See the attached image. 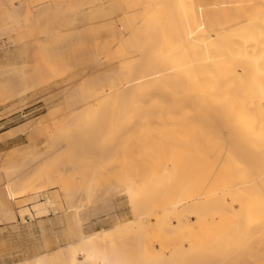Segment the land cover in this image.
I'll return each instance as SVG.
<instances>
[{"label": "rangeland", "instance_id": "obj_1", "mask_svg": "<svg viewBox=\"0 0 264 264\" xmlns=\"http://www.w3.org/2000/svg\"><path fill=\"white\" fill-rule=\"evenodd\" d=\"M86 1L0 0V133H3L0 135V163L11 162L26 171L28 176L24 174V178H30L27 181L21 179L24 180L22 182H27L26 186L40 189L42 185L58 182L57 186L54 185L55 189L50 190L59 195L64 207L43 216L48 232V250L65 245L71 232L68 230L71 229L69 213L83 198H95L89 204L96 212L89 214L85 221L86 234L105 228V235L109 237L113 228L128 223L135 227V231L127 230L112 236L114 241H118L116 243L110 240L111 244L117 246L116 249L108 244V248L125 259H129L130 252L136 249L146 247L155 251L165 244L179 248L189 239L192 243H198L207 234L210 235L209 241H212V238L225 234L237 224L246 225L240 220L243 212L226 206L221 209L219 218L208 219L198 213H192L190 218L177 216L176 207L188 195L215 194L227 189L230 179L235 176L232 157L214 146L215 139L195 135L199 130V114H195L197 118L190 116L193 115L188 113L190 106L185 102L178 103L174 97L161 103L163 108L166 102L170 107L158 114L156 112L158 116L154 119L159 121L155 123L144 112L134 115L128 111V116H118L121 118L117 119L109 107L113 102L111 98L103 103L101 101L103 105L98 102L100 99L97 101V93L103 88L102 84L108 80L111 72L95 68L101 62L96 56L95 41L82 39L63 47L64 40L61 41L54 33L55 26L66 21L60 18L56 8L58 4L72 5V9L80 12L84 9L81 13H86L91 9ZM139 1L142 3L144 0ZM103 2V5L106 6L108 2L107 5L110 6L109 1ZM50 5L54 6L46 13H37L38 9L48 8ZM10 9L17 11V20L11 23L5 15ZM103 20L98 22H102L100 25L104 23L102 28L106 29L110 26L106 25L110 20ZM87 23L88 18L80 15L74 25H81L82 32L85 33ZM50 44H53L50 50L55 48L59 53L51 54L49 50H43L45 45ZM18 50L25 54L19 55ZM15 62L17 67L14 68L12 64ZM193 87V84L187 86L190 89ZM177 95L179 93L175 92L174 96ZM90 98H96L98 103H91L87 109L90 104L86 101L89 103ZM77 121L80 122L77 124ZM61 124L67 129H63L62 137H65L58 139L54 135ZM47 128L51 132L46 131ZM89 133H92V137ZM53 137L58 145L64 144L63 151L56 152L57 156L53 153L50 158L45 154L31 166L23 151L29 148L35 153L42 148L47 151V145L53 143ZM153 140L155 142L152 143ZM196 144H199L202 151L200 157L194 160L197 161L194 167L190 169V161L178 166L170 155L171 149L183 146L189 149L187 152L194 154L191 149ZM59 168L63 170L61 176H58ZM168 174L171 176L167 177ZM258 180L263 185L259 190L258 225L251 226L245 232V238H251L257 229L262 236L261 241L243 250L238 257L230 252L223 258L225 264H264V179L260 176ZM134 181L139 182L141 187L136 201L144 195L138 213H135L128 194L123 191ZM2 183L0 182V202L9 205L15 213L25 207L34 211V205L44 198L41 195L40 200H30V191H25L11 200ZM141 184H144V188ZM241 203L245 204L247 201L242 198ZM25 217L30 220L28 214ZM20 220L18 216L15 220L0 222V264L18 260L26 255V249H38L39 219L30 221L36 237L28 233L29 223H23L22 228L17 227ZM125 220L127 223H123ZM215 258L212 253L203 263L214 264L212 259Z\"/></svg>", "mask_w": 264, "mask_h": 264}, {"label": "bare ground", "instance_id": "obj_2", "mask_svg": "<svg viewBox=\"0 0 264 264\" xmlns=\"http://www.w3.org/2000/svg\"><path fill=\"white\" fill-rule=\"evenodd\" d=\"M107 1L110 6L107 5L108 2L106 6L103 5V0H87L91 9L86 13H81L84 9L80 8V12L72 9V5L56 3L60 18L66 21L58 23L54 33L61 41L64 40L63 47L82 39L95 41L96 58L101 61L95 68L111 72L108 80L103 81V88L97 85L101 88L97 93V101L100 99L98 102L103 103L111 98L113 102L109 107L117 119L121 118L118 116H128V111H131L134 115L144 112L153 123L158 122L154 118L170 107L168 102L165 108L161 105L169 97H174L178 103L188 104V113L193 114L190 116L201 114L202 117H196L200 122L195 135L215 139L214 146L232 157L235 176L230 179L227 189L215 194L205 192L207 195H188L174 211L177 216L184 218L198 213L209 219L219 218L221 209L226 206L243 212L240 220L246 225L237 224L225 234L212 238V241H209L210 235L206 233L198 243H192L189 239L179 248L163 243L165 245L155 251L146 247L136 249L130 252V257L127 256L129 259H125L108 248V244L116 249L117 246L110 242L112 236L127 230L135 231V227L128 223L113 228L109 237L105 235V228L86 234L85 221L96 210L89 206L95 198H83L69 213L71 229L68 230L71 232L66 237L67 242L49 251L48 232L43 216L64 207L59 195L50 190L55 189L54 185L58 182L50 180L52 183L39 186L40 189L26 186V181L30 178H24L26 171L6 161L5 164L8 165L0 167V182H3L11 200L25 191H30V200H40L41 195L44 197L34 205V211L25 207L15 213L9 205L0 202V222L15 220L19 216L21 220L17 227L22 228L23 223H29L28 233L32 237H36V231L30 221L39 219L37 251L26 249V255L7 264H205L203 262L212 253L216 257L212 259L214 264H225L223 258L227 254L233 252L238 257L243 250L259 243L262 237L257 229L251 238H245V232L251 226L258 225L259 190L263 187L258 178L261 176L264 179V0H144L142 3L139 0ZM53 6L40 8L37 13H46ZM5 15L10 23L17 20V11L13 9ZM80 15L88 18L85 33L82 32L81 25H74ZM105 18L110 20L106 23L110 25L106 29L102 28L104 23L100 25L102 22H98L106 20ZM52 46L53 44L45 45L43 50H49L51 54L59 53L55 48L50 50ZM16 65L12 64L14 68ZM190 84L194 85L191 89L187 88ZM175 92L179 95L174 96ZM242 92L244 95H241ZM90 99L89 103L86 101L90 105H83L87 109L91 103H98L96 98ZM248 99L250 107H247ZM78 122L80 121L77 124ZM61 125L57 132L54 130L56 127L53 126L52 129L58 139L65 137L62 135L66 127ZM46 131L51 132L48 128ZM91 135L92 133L89 136ZM52 140L53 143L47 145V151L42 147L37 153L30 148L23 151L31 166L45 154L50 158L53 153L63 151L64 144L58 145L54 137ZM188 150L183 146L174 147L170 155L178 166L190 161L191 169L197 162L194 160L200 157L202 148L196 144L191 149L194 154H190ZM186 169L189 170L188 167ZM57 172L58 176L63 174L60 168ZM170 176L168 174L167 177ZM22 178L26 181L22 182ZM61 183L65 184L64 181ZM138 183H127L129 185L123 190L128 194L135 213L139 212L144 196L136 201L141 188ZM242 198L247 203L240 204ZM26 214L30 220H27ZM125 222L126 220L123 223Z\"/></svg>", "mask_w": 264, "mask_h": 264}, {"label": "crops", "instance_id": "obj_3", "mask_svg": "<svg viewBox=\"0 0 264 264\" xmlns=\"http://www.w3.org/2000/svg\"><path fill=\"white\" fill-rule=\"evenodd\" d=\"M18 52H19V55H21V54H25L24 52H21L20 50H18ZM16 63V62H15ZM17 64V63H16ZM1 134H3V133H0V135ZM5 165H8V164H5V162L3 163V164H1L0 163V167H2V166H5ZM0 172H2V170H0ZM1 177V176H0ZM11 263V262H10ZM7 264V263H6Z\"/></svg>", "mask_w": 264, "mask_h": 264}]
</instances>
